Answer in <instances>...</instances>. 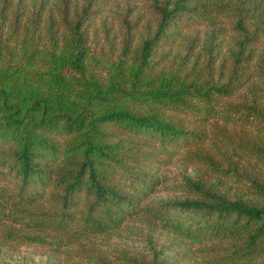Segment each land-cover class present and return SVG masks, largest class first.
Here are the masks:
<instances>
[{
	"label": "trees",
	"instance_id": "trees-1",
	"mask_svg": "<svg viewBox=\"0 0 264 264\" xmlns=\"http://www.w3.org/2000/svg\"><path fill=\"white\" fill-rule=\"evenodd\" d=\"M0 264H264V0H0Z\"/></svg>",
	"mask_w": 264,
	"mask_h": 264
}]
</instances>
